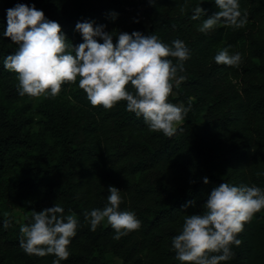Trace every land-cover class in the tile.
Listing matches in <instances>:
<instances>
[{
    "label": "trees",
    "instance_id": "1",
    "mask_svg": "<svg viewBox=\"0 0 264 264\" xmlns=\"http://www.w3.org/2000/svg\"><path fill=\"white\" fill-rule=\"evenodd\" d=\"M238 3L247 12L243 28L218 25L205 34L203 20L219 11L214 0H0V264H53V255L24 252L19 227L32 222V211L55 204L79 221L61 264H110L107 255L121 264H180L172 239L187 215L203 214L214 187L264 190V0ZM16 4L43 11L74 47L83 42L75 25L85 21L103 25L113 43L118 33L134 31L168 46L183 41L190 58L178 76L185 80L174 82L169 102L191 109L176 134L150 131L126 101L93 107L78 80L55 98L21 97L16 74L3 66L18 50L3 35ZM197 6L204 14L192 20ZM224 48L241 54L238 67L215 63ZM109 187L120 190V210L141 222L119 240L106 221L93 232L85 220L107 205ZM4 212L11 214L8 228ZM237 239L222 264H264V210Z\"/></svg>",
    "mask_w": 264,
    "mask_h": 264
},
{
    "label": "clouds",
    "instance_id": "2",
    "mask_svg": "<svg viewBox=\"0 0 264 264\" xmlns=\"http://www.w3.org/2000/svg\"><path fill=\"white\" fill-rule=\"evenodd\" d=\"M214 2L219 11L203 20L200 32L207 34L218 25L240 29L247 24V12L242 15L238 0ZM203 14L197 6L191 19L199 20ZM6 20L3 35L18 50L6 56L3 66L16 74L21 97L55 98L64 84L78 80L79 89L93 107L111 110L126 101L127 111L142 116L150 131L162 132L169 138L176 134L191 109L190 105L186 108L169 102L174 82L179 85L185 80L178 72L184 71V62L190 58L188 48L179 39L168 46L155 34L134 31L118 33L113 43L112 33L105 32L103 25L94 27L85 21L75 25L83 42L74 47L59 23L46 19L34 5L16 4L7 10ZM214 60L217 65L238 67L242 57L224 48ZM129 85L133 91H129ZM203 183H209L206 177ZM108 193L102 210L93 209L85 215L91 231L104 221L114 229L116 240L138 231L141 222L134 213L120 210V190L109 187ZM203 206V214L185 217L181 233L172 239L180 264H222L230 260L234 255L232 246L241 244L237 236L244 225L264 210V190L221 183L211 190ZM3 215V227L8 228L11 214ZM78 225L76 215L65 216L63 207L57 204L32 211V222L19 227L20 247L28 255H53V264H61L70 256L69 245Z\"/></svg>",
    "mask_w": 264,
    "mask_h": 264
},
{
    "label": "rangeland",
    "instance_id": "3",
    "mask_svg": "<svg viewBox=\"0 0 264 264\" xmlns=\"http://www.w3.org/2000/svg\"><path fill=\"white\" fill-rule=\"evenodd\" d=\"M180 106V105H176ZM108 260L110 261V264H121L120 260L116 257H113L112 255H107Z\"/></svg>",
    "mask_w": 264,
    "mask_h": 264
}]
</instances>
